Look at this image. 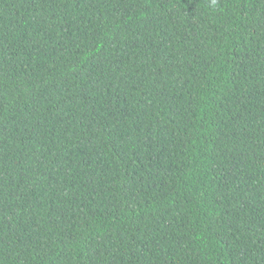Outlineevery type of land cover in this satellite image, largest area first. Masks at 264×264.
<instances>
[{"label":"trees","instance_id":"1","mask_svg":"<svg viewBox=\"0 0 264 264\" xmlns=\"http://www.w3.org/2000/svg\"><path fill=\"white\" fill-rule=\"evenodd\" d=\"M0 264H264V0H0Z\"/></svg>","mask_w":264,"mask_h":264},{"label":"clouds","instance_id":"2","mask_svg":"<svg viewBox=\"0 0 264 264\" xmlns=\"http://www.w3.org/2000/svg\"><path fill=\"white\" fill-rule=\"evenodd\" d=\"M218 5V0H211V7L216 8Z\"/></svg>","mask_w":264,"mask_h":264}]
</instances>
